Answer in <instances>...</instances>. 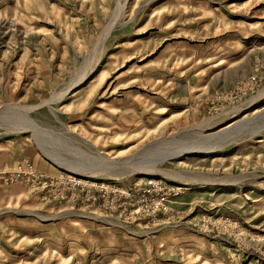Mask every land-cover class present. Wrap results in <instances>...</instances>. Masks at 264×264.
Instances as JSON below:
<instances>
[{"label":"rangeland","instance_id":"374dc122","mask_svg":"<svg viewBox=\"0 0 264 264\" xmlns=\"http://www.w3.org/2000/svg\"><path fill=\"white\" fill-rule=\"evenodd\" d=\"M263 63L264 0H0V264H264Z\"/></svg>","mask_w":264,"mask_h":264},{"label":"bare ground","instance_id":"6f19581e","mask_svg":"<svg viewBox=\"0 0 264 264\" xmlns=\"http://www.w3.org/2000/svg\"><path fill=\"white\" fill-rule=\"evenodd\" d=\"M87 75V74H86ZM86 75H83V77H82V79H84L85 77H86ZM81 79V80H82ZM78 81V80H77ZM76 83V82H75ZM260 95H264V89H263V91L261 92V94ZM264 110V107H262V108H260L259 110H256L255 112H253V113H261L262 111ZM263 115V114H262ZM260 116V115H259ZM257 117V116H256ZM252 120V119H251ZM253 121V120H252ZM245 122V123H244ZM244 122H241V123H237V121H234V122H231V123H229V124H226L220 131H219V133H217V134H215V135H209V138H207L206 139V141L208 142H212L213 141V139L215 140H217V139H221V140H223L224 142H225V140H229V138L233 135V134H235V133H237V132H240V131H242V130H244V128H247V125H249L250 127H251V124H249V122H251L250 121V119L249 120H247V121H244ZM242 123H243V126H242ZM241 124V125H240ZM241 127H240V126ZM248 126V128L250 129V127ZM254 125H252V127H253ZM251 127V128H252ZM244 131H242V133H243ZM216 133V132H215ZM212 137V138H211ZM233 138V137H232ZM168 140V139H167ZM212 140V141H211ZM220 140V141H221ZM205 141V142H206ZM215 142V141H214ZM219 142V141H218ZM229 142V141H228ZM184 143V144H183ZM186 142H182V144H180V145H175L174 147V149L171 151V155H169L170 154V152H169V154H168V156H169V158H172V157H175V156H178V155H180L183 151H188V152H192V153H194L196 150H197V148H199V147H204L205 149H206V147H208L209 146V144H206V145H203V146H200L201 145V142H194V143H190V141H189V143H186ZM202 144H204V143H202ZM220 144V143H219ZM211 145V144H210ZM189 146V148L191 147V149H187L186 147H188ZM172 149V148H171ZM198 152V151H197ZM106 156V157H105ZM99 157H101L105 162H110V163H112V165L111 166H114L115 164L113 163V162H111V158H109L106 154H103L102 156H99ZM52 158H54V157H51V159ZM162 158V157H161ZM53 160V159H52ZM116 161V160H115ZM116 163V165H117V162H115ZM114 164V165H113ZM109 165V164H108ZM109 165V166H110ZM69 167V170H71V171H74V172H76V173H79V174H86V173H88L89 172V169L88 168H84V169H76L77 167H75V168H73V166L71 167V165H69L68 166ZM150 167L148 166V165H145V167L144 168H141L140 169V171H142L143 173H146V175H154V172H155V170L154 169H149ZM85 170H88V171H85ZM165 173V175L167 176V177H169L170 179H172V180H176V179H182V181L184 182V184L185 185H187V182L186 181H188L189 180V178H188V180L186 179V178H181L178 174H176V173H174V172H169V171H166V172H164ZM179 173V172H178ZM116 175H120V174H116ZM180 175H181V173H180ZM111 176V175H110ZM186 177V176H185ZM191 177V176H190ZM145 178H150L151 179V177H145ZM153 179V178H152ZM154 180V179H153ZM92 217V216H91ZM94 217H99V216H93L92 217V219L94 218ZM117 222V221H116Z\"/></svg>","mask_w":264,"mask_h":264},{"label":"built area","instance_id":"2783aa9c","mask_svg":"<svg viewBox=\"0 0 264 264\" xmlns=\"http://www.w3.org/2000/svg\"><path fill=\"white\" fill-rule=\"evenodd\" d=\"M252 81H253V87L254 88H259L261 85L264 83V63H263V69L260 71H257L255 75L251 76ZM23 171V172H22ZM16 174L20 173H28L31 178H38L41 177L40 174L35 172V169L31 166H18V168L15 170ZM20 172V173H19ZM74 178V177H71ZM144 180V179H143ZM77 185L83 186V183H86L87 181H83L82 179L76 180ZM82 183V184H81ZM91 187L88 188H94L95 192L99 193L101 189L103 188L102 183H95V182H89ZM136 183H133L132 185H128L126 188V196L129 198L135 193L137 194L138 191H149L148 188L151 187H156L157 184H161L156 180L153 179H147L144 181H138V185H134ZM76 185V186H77Z\"/></svg>","mask_w":264,"mask_h":264}]
</instances>
